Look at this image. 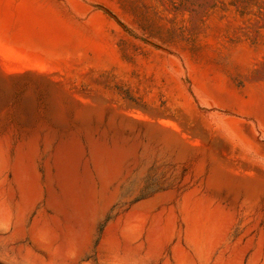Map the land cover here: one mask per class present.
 I'll list each match as a JSON object with an SVG mask.
<instances>
[{"label": "rangeland", "instance_id": "rangeland-1", "mask_svg": "<svg viewBox=\"0 0 264 264\" xmlns=\"http://www.w3.org/2000/svg\"><path fill=\"white\" fill-rule=\"evenodd\" d=\"M71 140L87 170L90 140L135 152L80 253L48 202ZM22 155L37 197L17 189ZM6 194L0 264H262L264 0H0ZM198 205L218 228L196 244ZM41 219L47 248L31 233Z\"/></svg>", "mask_w": 264, "mask_h": 264}, {"label": "bare ground", "instance_id": "bare-ground-1", "mask_svg": "<svg viewBox=\"0 0 264 264\" xmlns=\"http://www.w3.org/2000/svg\"><path fill=\"white\" fill-rule=\"evenodd\" d=\"M89 153L93 170L84 167V152L76 140L63 143L56 150L53 159L54 172L48 175L49 205L56 212V220L62 221L76 253L82 251L81 241L88 240L107 204L117 196V189L111 190V187L121 181L124 169L128 167L125 165L135 155L132 147L107 146L96 140L89 141ZM15 180L21 195L29 198L41 194L32 162L24 155L17 163ZM12 209V194L0 198V220L8 225L13 218ZM15 222L19 225V231H22L24 228L22 218H15ZM217 228L218 216L215 213L203 205L194 208L192 214L194 243L199 244L210 238ZM31 233L39 247L47 248L52 230L46 219L37 220Z\"/></svg>", "mask_w": 264, "mask_h": 264}]
</instances>
